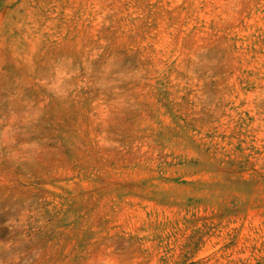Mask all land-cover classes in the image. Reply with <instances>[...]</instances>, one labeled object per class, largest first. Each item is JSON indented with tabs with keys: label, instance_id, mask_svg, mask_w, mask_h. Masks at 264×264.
<instances>
[{
	"label": "rangeland",
	"instance_id": "obj_1",
	"mask_svg": "<svg viewBox=\"0 0 264 264\" xmlns=\"http://www.w3.org/2000/svg\"><path fill=\"white\" fill-rule=\"evenodd\" d=\"M0 264H264V0H0Z\"/></svg>",
	"mask_w": 264,
	"mask_h": 264
}]
</instances>
